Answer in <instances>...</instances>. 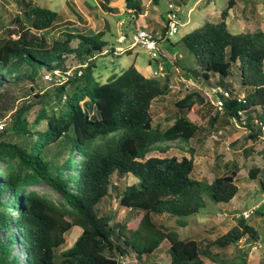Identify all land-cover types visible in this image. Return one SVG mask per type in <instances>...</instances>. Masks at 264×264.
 <instances>
[{"label": "trees", "instance_id": "trees-1", "mask_svg": "<svg viewBox=\"0 0 264 264\" xmlns=\"http://www.w3.org/2000/svg\"><path fill=\"white\" fill-rule=\"evenodd\" d=\"M159 1L149 0L154 5ZM108 2H100L103 10L118 12ZM123 2L134 30L146 7L140 0ZM30 4L29 1L27 5ZM234 4L235 0H229L220 21L206 20L181 37L189 55L183 50L189 59L185 66L178 58L167 60L161 49L158 58L151 60L158 63L162 59L172 65L177 62L186 78L207 88L226 89L229 95L223 98L222 113L215 111L208 123L217 124L219 116L225 122L234 121L246 130L245 138L255 143L260 140L264 125V31L231 33L226 17ZM26 13L36 30L52 28L59 20V14L46 7H35ZM162 18L164 24L155 36L157 43L166 41L170 47L177 46L179 42H172L167 35L166 16ZM103 34V30H65L48 45L45 39L28 37L27 31L17 38H0V88L24 79L35 82L42 71L51 75L52 79L45 81L53 86L48 90L41 89L40 84L31 85L29 91L36 89L32 100L17 106L10 122L0 129V264H119L120 258L127 256L145 264H161L155 259L156 254L152 260L147 255L164 240L169 243L167 264H205L204 258L222 264L218 250L243 237L259 239L257 229L247 218L236 217L234 225L214 240H196L180 238L154 216L176 217L179 226H184L180 219L200 211L206 191L214 202H231L238 192L235 182L239 169L234 165L230 172L206 182L191 176V156L147 157L160 141H188L200 131L199 121L189 117L188 112L202 98L195 92L186 94L175 103L183 114L164 129L153 127L150 106L155 98L169 91V76L160 81L132 63L99 82L93 75L96 56L117 54L116 45L107 47ZM72 55L82 68L74 67L70 74L65 63ZM233 65H237L243 93L236 92L233 85L224 86L234 75ZM189 70L194 75L188 74ZM211 76L215 77L213 83ZM50 95L56 98L54 103L47 99ZM41 122L43 128H38ZM51 144L55 145L54 150ZM114 175H132L137 181L118 190L112 183ZM248 176L258 178L264 195V169L252 167ZM39 182L58 192L63 202L55 203L29 189ZM112 190L119 205L142 212L136 227L114 219L111 211L99 212V203ZM11 210L16 216L11 215ZM74 226L81 228L80 234L69 247L57 252L67 245L66 233ZM239 262L245 259L240 257Z\"/></svg>", "mask_w": 264, "mask_h": 264}, {"label": "rangeland", "instance_id": "rangeland-1", "mask_svg": "<svg viewBox=\"0 0 264 264\" xmlns=\"http://www.w3.org/2000/svg\"><path fill=\"white\" fill-rule=\"evenodd\" d=\"M31 2L28 6V2ZM104 0H94L92 5L88 0H0V38H17L27 31V36L45 39L47 45L55 37L61 36L65 30L76 33H95L103 30L101 36L108 42L107 47L113 45H123L125 49L122 53L113 54L107 52L96 56L93 75L99 82H105L109 75L120 73L132 63L140 66L144 72L160 81L164 80L165 75L169 76V91L163 96L155 98L150 106L152 116V125L159 129L166 128L173 118L180 116L183 112L179 111L175 103L186 94L195 92L201 98L195 106L188 112V116L199 121L200 131L188 141L175 139L170 141H160L153 145L152 151L148 156H182L192 157L194 168L191 176L196 179L211 181L214 177L230 172L234 165L239 169V176L236 180L238 192L231 202H214L210 199L207 191L203 192L202 197L204 206L200 211L188 217L181 218L184 226H179L176 217H165L164 215H155V220L162 224L168 231H175L182 239L193 238L196 240H214L219 235L225 233L234 225L235 218L240 212L253 208L258 213H252L247 219L259 233V239L253 241L251 238L243 237L237 243L230 245L222 251H217L223 261L222 264H264V195L260 192L258 178L250 179L248 170L252 167L264 169V139L261 138L255 143H250L246 138V130L234 121H223L219 116L217 124L211 126L208 120L214 116V94L210 89L204 87L186 78L185 71L180 70L177 62L172 65L169 61L178 58L181 65L185 66L189 59L188 52L180 42L181 37L192 29L203 24L206 20L220 21L221 12L227 8L229 0H160L157 5L151 4L148 0H140L146 7L147 18L151 19L148 29H160L164 24L162 12L166 9L174 8L180 17L177 33L170 36L172 42H179L177 46L170 47L166 41L160 43L161 49L165 53L167 60H151L147 51L139 46H129L133 32V26L128 21L122 4L123 0H110L109 5L120 8L119 13L104 11L101 3ZM35 7H46L56 11L59 14L58 23H54L52 28L46 30H36L31 27L30 20L26 12ZM141 26V20L137 21ZM226 24L231 33L253 32L256 30L264 31V0H235V4L228 9ZM119 38V39H118ZM123 42L118 43L117 40ZM73 45L76 41L72 42ZM130 51L125 52L130 49ZM183 48V49H182ZM183 50L185 54L183 55ZM119 54V55H118ZM150 61V62H149ZM79 60L76 57L69 56L66 60V66L70 69V74L74 73V67H79ZM264 63V62H263ZM164 65L161 76H153L152 72L158 68V65ZM237 66V65H236ZM232 66L234 75L224 83L225 87H235L236 92L243 93L241 81L237 73V67ZM196 67V66H195ZM74 68V69H73ZM264 68V65H263ZM199 73L201 69L196 67ZM45 71L40 73L35 82L24 79L18 83L6 84L0 88V117L4 123L8 124L16 107L25 100H32L34 91H29L30 86L40 84L41 89H52L53 86L44 78ZM188 74L194 75L191 70ZM44 78V79H43ZM215 77L211 76L210 82H214ZM27 98V99H26ZM54 103L53 95L47 97ZM65 97H63V100ZM199 99V98H197ZM34 117V112H30V120ZM43 128V122L37 125ZM216 127L215 130L214 128ZM217 131V132H216ZM51 150L55 145H50ZM0 166V179H2ZM137 179L132 176L112 177V183L122 190L125 184L136 182ZM30 190H35L46 195L55 203L63 202L62 196L51 188L45 182H39L29 186ZM112 190L109 196H106L99 203V212H113L114 219H123L136 227L140 218V210H128L119 205L118 199L114 196ZM7 199V196H3ZM11 215L16 216V212L11 210ZM81 228L74 226L66 233L68 243L66 246L56 249L57 252L69 247L76 237L80 234ZM18 250V249H15ZM159 260L161 264L169 262L170 251L169 243L164 240L159 248L152 254L147 255L149 260ZM19 257L23 255L19 253ZM240 257L245 262H239ZM205 264H219L204 258ZM119 264H145V261L136 260L133 256L120 258Z\"/></svg>", "mask_w": 264, "mask_h": 264}, {"label": "built area", "instance_id": "built-area-1", "mask_svg": "<svg viewBox=\"0 0 264 264\" xmlns=\"http://www.w3.org/2000/svg\"><path fill=\"white\" fill-rule=\"evenodd\" d=\"M166 19H167V25H168V32L167 35L170 37L171 35L177 33L178 31V25L180 22V17L176 10L174 8H169L166 11ZM158 34V31H152L148 29L147 26H137L131 35L130 39V45L129 46H139L143 48L147 53L149 54V57L151 59L158 58V49H161L160 44L156 41V35ZM119 42H123V39ZM125 49V46L123 45H116L115 46V53H122ZM162 50V49H161ZM163 65L159 64L158 68L152 72L153 76H161L163 74ZM81 71H78V74ZM44 78L47 80H51L52 77L50 74H45ZM64 77L62 76L61 79ZM56 81H60L59 79H56ZM213 94H214V107L215 111L222 113L223 111V98L227 97L229 95L228 91L220 86L211 87L209 88ZM5 123L2 117H0V129L4 127ZM262 135L260 136V139H264V125H261ZM254 209H246L243 210L238 214V216H242L244 218H248L252 213ZM237 216V217H238Z\"/></svg>", "mask_w": 264, "mask_h": 264}, {"label": "crops", "instance_id": "crops-1", "mask_svg": "<svg viewBox=\"0 0 264 264\" xmlns=\"http://www.w3.org/2000/svg\"><path fill=\"white\" fill-rule=\"evenodd\" d=\"M108 1H110V0H108ZM148 2H149V0H148ZM171 2H174V1H171V0H169V3H171ZM96 3V2H95ZM108 5H109V2H108ZM110 6V5H109ZM122 6H123V8H124V2H123V4H122ZM118 8V7H117ZM124 10H125V8H124ZM168 9H166V10H164L163 12H162V16L163 15H165V13H166V11H167ZM126 11V10H125ZM120 12V8H118V12H116V13H119ZM161 16V17H162ZM139 20H141V26H147V27H149V24L151 23V19H149V18H147V11H145V13H144V15H143V17H141ZM162 20H163V18H162ZM137 26H138V24H137ZM154 31H158V29H155ZM119 39V38H118ZM142 213V212H141ZM235 223V222H234ZM162 225V224H161Z\"/></svg>", "mask_w": 264, "mask_h": 264}, {"label": "water", "instance_id": "water-1", "mask_svg": "<svg viewBox=\"0 0 264 264\" xmlns=\"http://www.w3.org/2000/svg\"><path fill=\"white\" fill-rule=\"evenodd\" d=\"M92 5H95L94 0H88ZM182 71H185L184 69H182Z\"/></svg>", "mask_w": 264, "mask_h": 264}]
</instances>
